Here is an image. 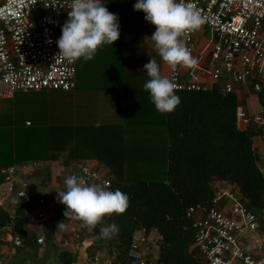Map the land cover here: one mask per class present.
Segmentation results:
<instances>
[{
	"label": "trees",
	"instance_id": "obj_1",
	"mask_svg": "<svg viewBox=\"0 0 264 264\" xmlns=\"http://www.w3.org/2000/svg\"><path fill=\"white\" fill-rule=\"evenodd\" d=\"M128 34L136 35L131 30ZM148 93L137 100V122L159 124L160 120L167 129V143L162 151L148 150L136 156L126 152L128 127L69 123L68 114H80V105L72 106V92L36 93L34 102H42L39 108L44 116L32 119L31 127H26L22 116L26 108H13L10 99L0 100V168L36 160L46 163L64 159L66 164L97 160L109 169L115 190L129 196L130 205L123 214L105 217L104 224L119 227L111 238L101 237L100 225L91 231L83 229L80 246L85 239L93 240L86 249L88 257L106 249L109 264L126 261L134 233L145 229L150 234L157 229L162 236L161 255L154 264H205L195 248V230L186 212L198 204L217 205L216 180L236 184L247 209L257 215L264 212L262 157L254 147V138L263 136L264 125L251 119L247 128H237L240 101L236 91L226 95L218 84L202 92L176 91L180 105L164 114L155 109ZM260 97L264 99L263 93ZM62 100L68 111L56 110L55 105ZM61 113L65 118L62 122ZM15 208L12 213L0 206V229L9 228L12 240L20 241V246L11 243L14 252L7 255L8 263L46 264L48 250L42 251L39 236L29 233V218L23 207ZM47 237L59 264L76 263L77 256L68 244L56 247L52 235ZM3 258L0 250V264H5Z\"/></svg>",
	"mask_w": 264,
	"mask_h": 264
},
{
	"label": "built area",
	"instance_id": "obj_2",
	"mask_svg": "<svg viewBox=\"0 0 264 264\" xmlns=\"http://www.w3.org/2000/svg\"><path fill=\"white\" fill-rule=\"evenodd\" d=\"M185 2L206 18L200 30L182 38L198 63L173 71L161 58L163 75L175 80L177 91H206L210 87L203 77L210 76L214 82H222L224 94L235 92L236 85L253 79L256 71L264 68V0ZM70 3L71 0H0V100L12 99L18 93H69L75 89L77 61L57 58V41L68 19ZM208 33L211 40L206 37ZM202 36L205 43L200 47ZM255 89L261 91L262 86L256 85ZM251 119L264 123L262 115L251 117L243 106L237 108V128H245ZM17 170V166L0 168L5 200L13 207L38 206L40 222L48 223L40 209L46 200H35L26 187L18 185ZM72 174L84 176L89 184L115 191L109 178L84 164L74 166L69 176ZM215 193L216 206L198 204L186 212L195 230V248L205 264H264V233L257 216L230 192L217 189ZM223 200L231 204L229 211L219 205ZM149 235L145 229L137 230L126 261L117 264H149ZM161 240L159 236L152 244L160 249ZM14 243L20 246L18 239ZM38 243L42 245L44 238L40 237ZM249 243L254 245L259 259L245 250Z\"/></svg>",
	"mask_w": 264,
	"mask_h": 264
},
{
	"label": "crops",
	"instance_id": "obj_3",
	"mask_svg": "<svg viewBox=\"0 0 264 264\" xmlns=\"http://www.w3.org/2000/svg\"><path fill=\"white\" fill-rule=\"evenodd\" d=\"M138 42L142 43L143 38L138 36L131 37L121 35L120 39L113 45H104L99 49L92 60L87 62L83 61L82 58L77 60L76 86L72 91V97L70 96V99H72V106L76 107L80 105V114L73 112V114H68L67 117L69 123L77 125H112L125 128L128 127L127 134H125V138L127 139L126 152H129L132 156L146 154L148 150L162 151V148L165 147L164 145L167 143V129L165 125L161 124L160 120L159 124H156L154 121H145V123L142 121L137 122L139 111L136 103L139 97L143 96L144 92L147 91L144 89V84L150 79L144 69V59L141 58L138 60L135 57L138 55V50H142L139 48ZM204 43L205 40L203 39L199 46L202 47ZM205 61L209 62V59ZM164 70L161 61L162 74L164 73ZM203 81L209 85L210 89L216 84L221 85L222 87V82L216 83L210 78V76H204ZM256 85L262 86V90L256 91ZM235 91L240 101L239 106H243L246 111L253 116L262 115L264 120V99L260 97L261 93L264 95V68L261 71L257 70L253 79L244 84L236 85ZM35 94L34 92H26L24 94L18 93L13 99H10L13 101V108H15V106L26 108L22 112V116L25 118L26 127H31V123L33 122L32 119H35L40 115L44 116L42 114L43 110L40 111L39 108L40 106H43L42 102L40 101L38 104L37 102H34L37 100L34 98ZM148 95L150 96L149 93ZM65 99H67V97ZM9 105H12V102ZM64 105V100H62L55 105V108L59 112L60 108L68 111L69 107ZM60 118H62V120H60L61 122L65 119L62 113ZM262 125H264V123ZM245 128H247V126ZM118 141L119 139L116 140L117 144L119 143ZM254 147L259 151L262 157L260 165L262 166V171L264 173V134L263 136L254 138ZM80 163L89 166L95 171L101 172L110 179L109 169L94 159L71 161L70 164H66L64 159L46 163L36 160L27 163H15L10 166L18 167L16 178L19 186L26 187L35 200L39 198H44L46 200V203L43 206H40V209L48 217V223L42 224L40 222L38 218V206L23 208L29 218V225L27 228L31 235H37L39 238H46L48 234L52 235V232H57L58 224L61 222H64L65 225L63 229H60L61 231L71 230V218L68 219L64 215L66 206L58 202L57 190L64 189L65 178L69 176L74 166ZM1 183L2 180H0V206H3L13 213L16 208L9 205L5 200ZM213 187L216 190L221 189L230 192L243 204H246L247 202L244 200L241 190L236 184L216 180L213 183ZM219 205L224 209H227V211L231 208V204L226 200L220 202ZM255 215L258 218L260 229L264 233V212ZM72 220L75 221L74 223L76 225L78 224L79 230L81 231L82 225L84 224L78 219ZM9 231V228L0 229L1 245L5 248L4 251L7 254L10 253L8 252L9 245H11V243L14 244L12 235ZM72 232H70V234H73ZM4 233H6V235H4ZM57 234L59 233H56V235ZM75 234L78 235V232H75ZM159 236L161 237V234L157 229H154L149 235L151 239L150 252L148 253L149 264H154L160 258L161 249L158 248V245L154 246L152 244V242ZM52 237L54 238L55 235H52ZM92 245V239H85L81 243V246H84L85 250ZM246 245L245 250L247 252H255L252 243ZM12 247L13 245L11 248ZM4 251L2 252L4 253ZM13 252L14 247L12 249V253ZM101 255L102 253L96 255L94 260L99 262V257ZM103 255L105 256V253ZM254 255L256 259L260 258L258 253H254Z\"/></svg>",
	"mask_w": 264,
	"mask_h": 264
},
{
	"label": "clouds",
	"instance_id": "obj_4",
	"mask_svg": "<svg viewBox=\"0 0 264 264\" xmlns=\"http://www.w3.org/2000/svg\"><path fill=\"white\" fill-rule=\"evenodd\" d=\"M68 7V19L57 41L60 50L57 58L72 62L82 58L87 62L104 45H113L120 39L119 17L108 10L103 0H71ZM133 7L144 12L146 21L155 25V32L147 38L151 39L165 64L173 71L178 67L197 65V59L182 38L205 24L206 18L199 9L185 0H137ZM144 69L150 78L144 89L150 92L155 109L162 114L175 111L181 103L175 80L162 74L161 66L154 58L144 65ZM57 193L58 202L66 206L64 215L80 220L90 231L100 225L102 238H111L119 232L115 223L104 224L105 217L123 214L130 205L129 196L121 190L89 184L84 176L76 174L66 177L64 189ZM64 226L61 222L58 229Z\"/></svg>",
	"mask_w": 264,
	"mask_h": 264
},
{
	"label": "rangeland",
	"instance_id": "obj_5",
	"mask_svg": "<svg viewBox=\"0 0 264 264\" xmlns=\"http://www.w3.org/2000/svg\"><path fill=\"white\" fill-rule=\"evenodd\" d=\"M137 2V0H108L105 4V6L108 8V10L114 14H117L119 17V23H120V32L122 31V35L124 36H138L143 38V42H138L139 48L142 49L140 51L138 50V55L135 57L140 60L141 58L144 59V65L149 63L151 58H154L157 60L158 64L161 66V61L158 53L154 49L153 42L151 41L150 37L156 30L155 25H152L145 19V13L142 11H136L134 10V4ZM131 30L136 33V35H129L127 34L128 31ZM211 33H208L206 36L208 40L212 39ZM139 40V39H138ZM107 46V45H105ZM134 58V56H133ZM147 77V76H146ZM251 91L253 93V90L251 88ZM70 229L71 230H57L52 232V235H55V237L52 239L53 245L56 247H62V243L67 242L70 246L73 253L77 256V261L75 264H109V260L107 256L103 255L107 252L106 249L102 251V255L99 257V262L95 261L94 258H90L86 254V250L84 246H80V237H81V231L79 230L78 224L76 225L72 219H71ZM69 223V220H68ZM72 226V227H71ZM73 231V232H72ZM72 232L73 234H70ZM75 232H78V235L75 234ZM80 232V233H79ZM56 233H59L56 235ZM69 233V234H68ZM6 235V233H4ZM48 237L44 238V243L42 246V251L47 253V262L46 264H59V262L56 259L55 253L51 246L48 244ZM4 245V243H3ZM9 250L12 254L11 245H9ZM4 247L0 245V250L4 251ZM5 253V254H4ZM2 254L5 255V258H3V262L5 264H9L8 261L10 260L8 256H11L7 254L5 251ZM43 256V255H42Z\"/></svg>",
	"mask_w": 264,
	"mask_h": 264
}]
</instances>
